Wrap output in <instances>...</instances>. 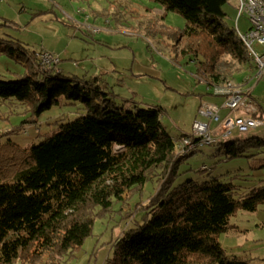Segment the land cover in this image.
<instances>
[{
	"label": "trees",
	"instance_id": "1",
	"mask_svg": "<svg viewBox=\"0 0 264 264\" xmlns=\"http://www.w3.org/2000/svg\"><path fill=\"white\" fill-rule=\"evenodd\" d=\"M153 1L185 19L179 40L195 41L180 54L193 57L196 75L206 84H225L233 72L251 66L248 50L225 22L222 7L229 0ZM0 52L16 61L26 55L10 42L0 44ZM39 54L27 58L34 70L0 80V100L23 104L36 115L61 98L80 106L73 119L61 120L37 144L0 142V264L21 258L20 264H39L44 255V264H54L83 244L96 218L123 215V191L130 197L154 180L158 188L138 210L141 220L131 216L132 224L110 241L112 254L103 264H248L227 255L217 238L238 209L264 205V185L236 197L234 184L217 177L180 180L188 171H180V163L197 151L177 153L178 138L163 125L160 107L117 101L95 80L41 70ZM262 114L260 107L254 115ZM216 144L233 158L264 146V139Z\"/></svg>",
	"mask_w": 264,
	"mask_h": 264
},
{
	"label": "rangeland",
	"instance_id": "2",
	"mask_svg": "<svg viewBox=\"0 0 264 264\" xmlns=\"http://www.w3.org/2000/svg\"><path fill=\"white\" fill-rule=\"evenodd\" d=\"M53 1L0 0V44L16 43L26 52L19 61L0 52V80H15L34 70L28 55L46 51L59 59L55 70L62 76L86 80L101 76L117 101L160 107L161 121L174 138L190 132L201 98L202 102L221 105L223 96L208 94L213 86L197 77L193 57L190 61L180 54L181 50L190 51L195 41L179 40L186 23L180 14L153 0ZM236 5L237 0H229L222 7L230 27H235ZM237 22L242 32L247 29L244 16ZM254 47L261 50L259 45ZM251 72L252 66L248 70L244 67L222 85L241 86ZM247 87L261 106L264 119V74L250 79ZM79 106L61 98L58 105L36 115L23 104L0 100V142L9 139L22 147L37 144L56 130L61 120L73 119ZM251 137L264 139V124L244 132L234 130L218 141ZM241 155L228 158L221 144L205 145L180 163L179 170L188 171L179 179L217 177L232 182L236 197H241L264 185V146L246 149ZM203 166L207 169L199 172ZM157 183H147L144 191L130 197V191H123L125 201L120 209L124 216L116 211L96 218L83 244L62 254L54 264H103L112 254L110 241L132 224V217L141 220L143 212L138 210L155 193ZM229 225L217 238L224 252L248 264H264V205L255 211L238 209L229 218ZM45 258L39 264H44Z\"/></svg>",
	"mask_w": 264,
	"mask_h": 264
},
{
	"label": "built area",
	"instance_id": "3",
	"mask_svg": "<svg viewBox=\"0 0 264 264\" xmlns=\"http://www.w3.org/2000/svg\"><path fill=\"white\" fill-rule=\"evenodd\" d=\"M237 17L235 32L242 41L254 66V77L259 78L264 72V0H237ZM244 16L248 26L241 31L238 18ZM259 45L261 50L255 49ZM59 59L49 52L39 54L38 67L41 70L53 69ZM213 93L223 96L221 105L200 102L188 134L181 135L176 143V151L181 154L198 151L205 145H213L223 137L233 134L234 130L240 132L256 128L264 124V119L254 114L258 110L257 101L251 96L249 89L243 86H234L229 83L213 84ZM226 113L222 114L221 110ZM240 111L239 114H236Z\"/></svg>",
	"mask_w": 264,
	"mask_h": 264
},
{
	"label": "crops",
	"instance_id": "4",
	"mask_svg": "<svg viewBox=\"0 0 264 264\" xmlns=\"http://www.w3.org/2000/svg\"><path fill=\"white\" fill-rule=\"evenodd\" d=\"M48 1H50V2H52L53 0H48ZM54 2V1H53ZM85 16V15H84ZM7 21V20H6ZM84 22H86V21H84ZM8 22H5V24H7ZM84 25V24H83ZM89 27V26H88ZM251 66L253 67V72H251L250 73V77L249 76H245L244 78H243V80L244 81H246L247 80V82L250 80V79H252V78H255L254 77V74H255V72H254V66H253V64H251ZM249 69V67H247V70ZM264 74V72L261 74V76ZM260 76V77H261ZM259 77V78H260ZM259 78H256V79H259ZM92 80H95L98 84H100L102 87H104V88H106V83L105 82H103V80H104V78L103 77H101V76H96V77H94ZM247 82H245L244 84H242L241 86H243L244 88H247L248 89V87H247ZM241 84V83H240ZM205 85H207V86H212V85H208V84H206L205 83ZM211 88V87H210ZM249 91H250V89H249ZM208 92V91H207ZM212 94V95H215L214 93H213V88L211 89V91L210 92H208V94ZM250 94H251V92H250ZM252 96V95H251ZM254 98V97H253ZM212 99V98H211ZM217 99H221V98H217ZM255 99V98H254ZM202 100V98L200 99V101H199V103L200 102H202L201 101ZM222 100V99H221ZM256 100V99H255ZM199 103H198V105H199ZM197 105V106H198ZM257 105H258V108H260L261 106L258 104V102H257ZM196 113V112H195ZM221 113L222 114H225L226 113V110L225 109H222L221 110Z\"/></svg>",
	"mask_w": 264,
	"mask_h": 264
},
{
	"label": "bare ground",
	"instance_id": "5",
	"mask_svg": "<svg viewBox=\"0 0 264 264\" xmlns=\"http://www.w3.org/2000/svg\"><path fill=\"white\" fill-rule=\"evenodd\" d=\"M218 142H219V141H218ZM218 142H217V143H218Z\"/></svg>",
	"mask_w": 264,
	"mask_h": 264
}]
</instances>
